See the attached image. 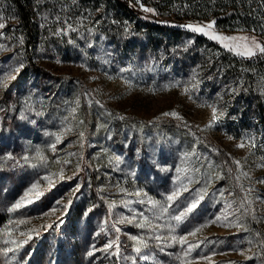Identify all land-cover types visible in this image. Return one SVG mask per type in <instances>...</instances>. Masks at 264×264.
<instances>
[{
	"label": "rangeland",
	"instance_id": "obj_1",
	"mask_svg": "<svg viewBox=\"0 0 264 264\" xmlns=\"http://www.w3.org/2000/svg\"><path fill=\"white\" fill-rule=\"evenodd\" d=\"M122 1L0 0V264H264V125L218 76L264 40Z\"/></svg>",
	"mask_w": 264,
	"mask_h": 264
},
{
	"label": "trees",
	"instance_id": "obj_2",
	"mask_svg": "<svg viewBox=\"0 0 264 264\" xmlns=\"http://www.w3.org/2000/svg\"><path fill=\"white\" fill-rule=\"evenodd\" d=\"M119 4L125 13L121 20L124 26L130 28L144 24L139 19V6L135 0H123ZM139 4L152 5L157 17L167 21L182 24L212 18L225 30L242 29L264 40V0H139ZM17 8L25 26L32 25L26 6L17 3ZM150 27L160 28V25ZM173 37L176 36L173 34ZM221 63L218 76H222L224 82L233 81L238 89V100L243 103L237 114L250 117L248 125L244 124L242 129L252 130L254 120H260L264 125V54L244 60L229 57L224 52Z\"/></svg>",
	"mask_w": 264,
	"mask_h": 264
},
{
	"label": "snow or ice",
	"instance_id": "obj_3",
	"mask_svg": "<svg viewBox=\"0 0 264 264\" xmlns=\"http://www.w3.org/2000/svg\"><path fill=\"white\" fill-rule=\"evenodd\" d=\"M137 2H139V0H137ZM141 7H143V6L141 5ZM143 10H144L145 12H154V10H153V9H150V8H144ZM214 24H215L214 21L209 22V23L207 24V26H206L207 29H212V28L214 27ZM4 27H5V25H4L3 23H0V28H4ZM186 27L192 29L193 31H196V32H203L205 35H209V33H208L207 31H205V29H204L203 27L193 26V25H187ZM210 38H211V39H214V40H220V41H223V40H237V39L247 40V39H248V37H239V38H237V37H224V36H218V35H215V34L210 35ZM253 40H254V38H253ZM255 46H256V48L259 49V51H260L261 53H264V46H261L260 44H256ZM224 47L229 48V50H232V49L230 48V46L227 45V44H225ZM237 54H238V55H245V54H247V55L251 56V55H255V52H253V51H251V50H247L246 52H238ZM18 70H19V69H16V71H18ZM212 112H213L212 119H213V120L217 119L218 117H217V115H216V109L213 108ZM164 115H172V116H176L177 114H176L175 112H172V113H164ZM57 139H59V137H57ZM243 146H244L243 144L238 145V147H243ZM236 163H239V162L237 161ZM243 175L246 176L247 173H243ZM45 179H47V177H45ZM261 182H264V181H261ZM35 187H36V185H33V188H35ZM174 195H175V193H173V195H169V196L167 197V199H168V200H172V199L174 198ZM57 203H59V201H58ZM194 206H195V205H193L192 207H194ZM20 207H21V203H20V202H17L15 205L12 206V208L9 209V211H10V212H11V211H15V210L19 209ZM53 211H55V209H53ZM186 211H191V207L187 208ZM183 215H184V213H181V215L174 217V219H176L177 221H179V220L182 219ZM216 219L219 220L220 217H217ZM212 222L214 223L215 221H212ZM138 226H139V227H144L145 225H144L143 223H141V224H139ZM201 227H204V225H201ZM199 230H200L199 228L196 229V231H199ZM189 235H195V232L189 233ZM132 239L135 240L136 237H132ZM175 239H176V237H173V240H175ZM185 239H186L185 237H180V241H181L182 243L185 241ZM7 242H8V241H5V243H7ZM13 243H14V241H13ZM112 246H113L112 243H109V244H107V245L105 246V249H104V250H107L108 248H111ZM9 251H10V249H9ZM135 251L139 252V251H140V248L137 247V248L135 249ZM241 254H243V253H241ZM88 255L91 256V255H93V253H92V252H89Z\"/></svg>",
	"mask_w": 264,
	"mask_h": 264
}]
</instances>
